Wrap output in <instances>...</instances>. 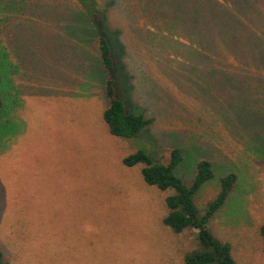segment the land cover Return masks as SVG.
<instances>
[{"label":"rangeland","instance_id":"374dc122","mask_svg":"<svg viewBox=\"0 0 264 264\" xmlns=\"http://www.w3.org/2000/svg\"><path fill=\"white\" fill-rule=\"evenodd\" d=\"M8 1L0 0L4 258L11 264H185L184 255L198 247L196 230L176 233L163 224L165 197L174 191L146 184L141 164L122 163L138 147L167 163L178 147L183 160L175 174L186 185L199 160L212 165L214 177L193 194L200 212L217 195L219 179L236 175L209 228L230 245L237 264H264V62L236 58L254 55L251 47L226 59L192 56L182 61L183 73L161 75L159 62L169 66L177 45L164 38L165 54H158L160 19L143 13L155 5L165 24L177 21L181 29L190 24L188 0L144 6L143 0H97L113 59L122 63L113 71L118 97L127 110L153 120L134 139L122 138L102 118L106 73L84 2L12 0L18 6L9 8ZM177 1L183 10L173 6Z\"/></svg>","mask_w":264,"mask_h":264},{"label":"trees","instance_id":"16d2710c","mask_svg":"<svg viewBox=\"0 0 264 264\" xmlns=\"http://www.w3.org/2000/svg\"><path fill=\"white\" fill-rule=\"evenodd\" d=\"M84 2L82 9L87 10L85 20L89 23L91 31L95 35L97 51V62L105 72V95L108 104L102 111V118L108 126L111 135L134 139L140 130L150 125L153 120L143 113H134L127 110L124 102L118 97L116 79L113 75L115 66L120 70L121 61L117 63L113 59L110 43L115 45L109 35L104 31L106 21L102 6L97 0H80ZM143 6L148 0H143ZM154 5L155 0H149ZM188 0L185 7V16L189 21L188 26L183 28L175 21L173 24H165V17L160 11L151 9L143 13L145 19L158 17L159 24H154L158 29L157 51L164 55L162 41L164 38L174 40L177 45L169 51L172 57H168L169 66L160 64V74L173 70L175 73L184 72L183 60H189L192 56H220L223 59L231 57L232 54L242 55L248 45L252 49V56H236V58H252L254 62H264V2L263 0ZM38 0L35 2V4ZM8 7H17L9 0ZM184 3L178 1L173 6L184 8ZM81 9V10H82ZM176 19V18H175ZM205 27L201 29L199 26ZM259 30L260 35L252 33L253 28ZM2 23L0 19V36L2 35ZM110 43L108 42V39ZM236 44H239L236 46ZM149 50V49H148ZM156 54V46L153 44L150 50ZM99 52V53H98ZM116 53V52H114ZM99 54V55H98ZM192 63H202L203 59H191ZM0 61V84L2 82ZM253 69L259 67L253 66ZM184 91H186L184 89ZM3 106L0 87V117ZM183 160L180 148L175 147L170 151L167 163L155 160L148 152L138 147L133 153L122 158L123 165L133 167L141 164L140 174L144 182L155 186L160 190L172 189L174 193L165 197L167 212L163 218V224L172 231L179 233L186 228L196 230V241L198 247L184 255L185 264H237L231 253L230 245L220 241L214 236L209 228L210 218L225 203L230 189L233 187L236 175L232 172L226 173L218 181V193L207 206L200 212L193 201V194L206 182L214 177L212 165L208 160L201 159L196 163V172L192 182L186 185L180 177L175 174V168ZM259 232L264 241V224L260 226ZM0 264H11L4 258L0 249Z\"/></svg>","mask_w":264,"mask_h":264},{"label":"crops","instance_id":"0c3cea01","mask_svg":"<svg viewBox=\"0 0 264 264\" xmlns=\"http://www.w3.org/2000/svg\"><path fill=\"white\" fill-rule=\"evenodd\" d=\"M236 261V260H235Z\"/></svg>","mask_w":264,"mask_h":264}]
</instances>
